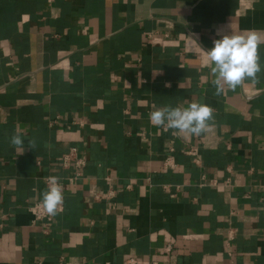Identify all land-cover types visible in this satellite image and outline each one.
Wrapping results in <instances>:
<instances>
[{"label":"crops","instance_id":"1","mask_svg":"<svg viewBox=\"0 0 264 264\" xmlns=\"http://www.w3.org/2000/svg\"><path fill=\"white\" fill-rule=\"evenodd\" d=\"M249 30L264 0H0V264H264V70L217 96L206 52ZM191 102L214 109L199 136L149 122Z\"/></svg>","mask_w":264,"mask_h":264},{"label":"clouds","instance_id":"2","mask_svg":"<svg viewBox=\"0 0 264 264\" xmlns=\"http://www.w3.org/2000/svg\"><path fill=\"white\" fill-rule=\"evenodd\" d=\"M220 38L213 41V47L207 50L210 74L214 77L212 84L215 95L224 93L225 87L235 90L245 80L259 83L258 73L262 70L259 47L264 45V33L260 30H249L240 34L220 32ZM214 120V109L198 102H191L187 107L164 106L149 113V122L162 130H174L178 134L199 136L210 128ZM24 139L17 132L10 138V144L18 154L25 150ZM27 147L34 149L36 140H27ZM64 202L63 187L59 178L51 176L47 187L42 192L41 205L45 212L55 217L61 212Z\"/></svg>","mask_w":264,"mask_h":264},{"label":"built area","instance_id":"3","mask_svg":"<svg viewBox=\"0 0 264 264\" xmlns=\"http://www.w3.org/2000/svg\"><path fill=\"white\" fill-rule=\"evenodd\" d=\"M85 158L81 155L76 147H70L66 153L63 154L61 158V166L63 168H72L74 170V178H79L83 176V168L85 166ZM51 176H46L43 178L45 187H47V180ZM61 179L59 178V183L61 184ZM29 212L32 215V223H40L43 225V232H46V228L49 222L52 220V216L48 215L41 205V201L35 200L28 207ZM132 260H130V263Z\"/></svg>","mask_w":264,"mask_h":264}]
</instances>
